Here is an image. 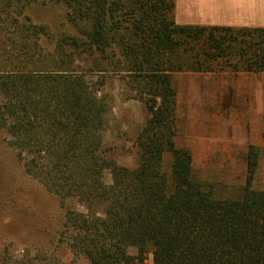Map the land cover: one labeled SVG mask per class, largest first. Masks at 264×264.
I'll return each mask as SVG.
<instances>
[{
  "label": "trees",
  "instance_id": "16d2710c",
  "mask_svg": "<svg viewBox=\"0 0 264 264\" xmlns=\"http://www.w3.org/2000/svg\"><path fill=\"white\" fill-rule=\"evenodd\" d=\"M34 3L63 5L73 32L55 36L33 21ZM224 71L264 72V28L181 25L175 0H0V129L26 173L59 198L58 240L73 256L89 264H264L258 148L249 149L242 194L221 198L175 141L173 75ZM108 73L126 79L147 108L133 167L107 144L105 79L89 78ZM0 264L58 263L5 247Z\"/></svg>",
  "mask_w": 264,
  "mask_h": 264
},
{
  "label": "rangeland",
  "instance_id": "374dc122",
  "mask_svg": "<svg viewBox=\"0 0 264 264\" xmlns=\"http://www.w3.org/2000/svg\"><path fill=\"white\" fill-rule=\"evenodd\" d=\"M27 13L36 23L47 25L55 36L73 32L63 5L34 3ZM47 47L52 48V44ZM199 73L173 75L177 89L176 145L191 152L199 181L213 185L218 197L237 198L242 194L248 168L243 141L249 135L251 122L262 112L250 91L251 80ZM100 76L105 79L103 90L113 107L107 144L119 164L133 167L137 160L134 142L148 117L147 108L144 101L135 98L130 84L120 74L89 78L96 80ZM7 137L6 130L0 129V250L8 247L19 256L43 251L54 263L89 264L59 243L65 218L59 198L26 173ZM255 178L256 173L253 187ZM106 179L110 183L111 175L107 174ZM130 252L135 253L134 248Z\"/></svg>",
  "mask_w": 264,
  "mask_h": 264
},
{
  "label": "crops",
  "instance_id": "0c3cea01",
  "mask_svg": "<svg viewBox=\"0 0 264 264\" xmlns=\"http://www.w3.org/2000/svg\"><path fill=\"white\" fill-rule=\"evenodd\" d=\"M175 20L181 25L264 28V0H175ZM199 74L216 77L230 74L234 78L252 81L250 91L262 114L251 122L249 135L242 147L247 152L246 157L251 146L258 148L259 161L254 188L264 190V72Z\"/></svg>",
  "mask_w": 264,
  "mask_h": 264
}]
</instances>
